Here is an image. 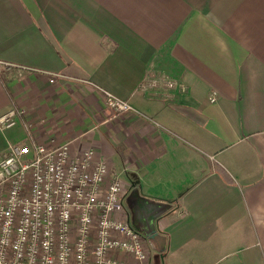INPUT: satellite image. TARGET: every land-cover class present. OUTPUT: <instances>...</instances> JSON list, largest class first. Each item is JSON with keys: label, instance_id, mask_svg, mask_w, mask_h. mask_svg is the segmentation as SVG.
<instances>
[{"label": "crops", "instance_id": "0c3cea01", "mask_svg": "<svg viewBox=\"0 0 264 264\" xmlns=\"http://www.w3.org/2000/svg\"><path fill=\"white\" fill-rule=\"evenodd\" d=\"M160 71L186 91L147 87ZM102 90L138 112L113 113ZM10 108L25 112L0 151L91 147L135 229L141 200L162 206L161 264H264V0H0Z\"/></svg>", "mask_w": 264, "mask_h": 264}, {"label": "built area", "instance_id": "2783aa9c", "mask_svg": "<svg viewBox=\"0 0 264 264\" xmlns=\"http://www.w3.org/2000/svg\"><path fill=\"white\" fill-rule=\"evenodd\" d=\"M146 84L187 88L164 71ZM101 95L113 113L138 112L126 99ZM209 100H216L215 91ZM24 112L0 114V132ZM125 191L91 147L73 152L68 142L7 143L0 151V264H151L148 242L126 213Z\"/></svg>", "mask_w": 264, "mask_h": 264}, {"label": "rangeland", "instance_id": "374dc122", "mask_svg": "<svg viewBox=\"0 0 264 264\" xmlns=\"http://www.w3.org/2000/svg\"><path fill=\"white\" fill-rule=\"evenodd\" d=\"M165 207V206H164ZM162 206L153 202L152 200H141L138 205V209H144V213L147 214L146 216H142V213L138 211L135 213V221L137 223L136 230L141 234L145 235L148 230L152 227V216L160 212ZM143 212V211H142ZM143 213V214H144ZM131 223V222H130ZM150 259L151 264H161V256L159 252L155 249H152L150 252Z\"/></svg>", "mask_w": 264, "mask_h": 264}, {"label": "water", "instance_id": "95a60500", "mask_svg": "<svg viewBox=\"0 0 264 264\" xmlns=\"http://www.w3.org/2000/svg\"><path fill=\"white\" fill-rule=\"evenodd\" d=\"M143 236L146 238L147 242L149 243L150 247H152V248L156 247L155 244H160L162 242L161 233L155 228L151 229L150 231H148ZM162 249L163 248L161 247L160 250H162Z\"/></svg>", "mask_w": 264, "mask_h": 264}, {"label": "trees", "instance_id": "16d2710c", "mask_svg": "<svg viewBox=\"0 0 264 264\" xmlns=\"http://www.w3.org/2000/svg\"><path fill=\"white\" fill-rule=\"evenodd\" d=\"M159 232H160V231H159ZM160 233H161V232H160ZM161 234H163V233H161ZM161 247H162V245H159V246L156 247V250H157L158 252H160V254L162 253V250H160Z\"/></svg>", "mask_w": 264, "mask_h": 264}]
</instances>
